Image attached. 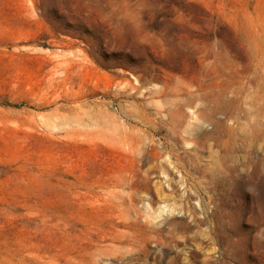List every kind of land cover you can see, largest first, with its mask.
I'll return each instance as SVG.
<instances>
[{"label": "rangeland", "instance_id": "rangeland-1", "mask_svg": "<svg viewBox=\"0 0 264 264\" xmlns=\"http://www.w3.org/2000/svg\"><path fill=\"white\" fill-rule=\"evenodd\" d=\"M0 264H264V0H0Z\"/></svg>", "mask_w": 264, "mask_h": 264}, {"label": "bare ground", "instance_id": "bare-ground-1", "mask_svg": "<svg viewBox=\"0 0 264 264\" xmlns=\"http://www.w3.org/2000/svg\"><path fill=\"white\" fill-rule=\"evenodd\" d=\"M201 131V130H200ZM196 133V132H195ZM131 196V195H130Z\"/></svg>", "mask_w": 264, "mask_h": 264}]
</instances>
